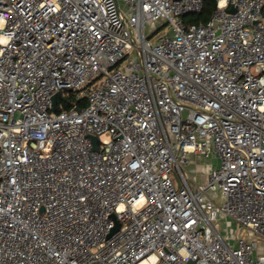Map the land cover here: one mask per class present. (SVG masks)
<instances>
[{"label": "built area", "instance_id": "2783aa9c", "mask_svg": "<svg viewBox=\"0 0 264 264\" xmlns=\"http://www.w3.org/2000/svg\"><path fill=\"white\" fill-rule=\"evenodd\" d=\"M204 1L0 0V264H264V0Z\"/></svg>", "mask_w": 264, "mask_h": 264}, {"label": "rangeland", "instance_id": "374dc122", "mask_svg": "<svg viewBox=\"0 0 264 264\" xmlns=\"http://www.w3.org/2000/svg\"><path fill=\"white\" fill-rule=\"evenodd\" d=\"M167 25L168 24L164 20H159L156 23L157 29H153L152 27L147 28V34L148 35L154 34L155 36L158 37L160 36V34L163 33V29L167 28ZM154 38L152 40H155ZM71 96H72V93L70 91L67 90L64 92L65 98L70 99ZM219 164H220V158L217 155L211 154L210 156H205L200 153H192L189 155V163L187 164L185 169L188 171V173H190L192 177L195 178V180L198 183H202L204 179L206 178L207 172L209 171V169L211 167H218ZM216 200L217 201L221 200L220 193H218ZM217 225L223 234L229 233L232 238L235 237L238 228L233 222V220L228 219V218L226 219L220 218ZM238 231L240 232L241 228H239ZM257 239L259 242H261L260 237H258Z\"/></svg>", "mask_w": 264, "mask_h": 264}, {"label": "trees", "instance_id": "16d2710c", "mask_svg": "<svg viewBox=\"0 0 264 264\" xmlns=\"http://www.w3.org/2000/svg\"><path fill=\"white\" fill-rule=\"evenodd\" d=\"M216 8H217L216 0H205L204 8L200 13L186 14L184 16V19L187 23H197V24L207 23L211 19Z\"/></svg>", "mask_w": 264, "mask_h": 264}, {"label": "water", "instance_id": "95a60500", "mask_svg": "<svg viewBox=\"0 0 264 264\" xmlns=\"http://www.w3.org/2000/svg\"><path fill=\"white\" fill-rule=\"evenodd\" d=\"M231 11H234V8L230 9ZM259 20H255L254 22L257 23ZM60 95V93H58L57 95L53 96V102H54V106L53 109L56 110L57 109V96ZM77 109V108H75ZM94 143H95V149H97V140L98 138L96 136L93 137ZM187 264H196L195 261L193 260H189Z\"/></svg>", "mask_w": 264, "mask_h": 264}, {"label": "bare ground", "instance_id": "6f19581e", "mask_svg": "<svg viewBox=\"0 0 264 264\" xmlns=\"http://www.w3.org/2000/svg\"><path fill=\"white\" fill-rule=\"evenodd\" d=\"M146 263V261L145 262H142L141 264H145Z\"/></svg>", "mask_w": 264, "mask_h": 264}, {"label": "crops", "instance_id": "0c3cea01", "mask_svg": "<svg viewBox=\"0 0 264 264\" xmlns=\"http://www.w3.org/2000/svg\"><path fill=\"white\" fill-rule=\"evenodd\" d=\"M207 172V171H206Z\"/></svg>", "mask_w": 264, "mask_h": 264}]
</instances>
